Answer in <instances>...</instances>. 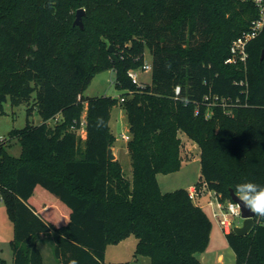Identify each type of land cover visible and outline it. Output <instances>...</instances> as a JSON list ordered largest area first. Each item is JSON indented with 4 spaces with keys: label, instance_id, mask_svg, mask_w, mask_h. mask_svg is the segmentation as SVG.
<instances>
[{
    "label": "trees",
    "instance_id": "16d2710c",
    "mask_svg": "<svg viewBox=\"0 0 264 264\" xmlns=\"http://www.w3.org/2000/svg\"><path fill=\"white\" fill-rule=\"evenodd\" d=\"M79 9L83 28L74 24ZM258 16L253 0H0V114L3 103L18 107L35 95L43 118L11 132L19 157L0 143L13 264H44L42 236L54 238L60 264H107L106 246L132 235L136 254L150 259L133 264H202L196 253L209 243L211 220L188 189L163 192L157 175L181 168L183 132L201 148L197 188L228 202L239 183L264 185V28L246 67L225 63L232 41ZM147 48L153 76L143 86L129 72L141 69ZM106 70L116 71L125 95L86 98ZM206 95L230 104L211 108ZM118 104L130 124L132 179L108 155ZM84 109L82 148L75 130ZM254 221L248 235L226 234L235 264H264V219Z\"/></svg>",
    "mask_w": 264,
    "mask_h": 264
},
{
    "label": "rangeland",
    "instance_id": "374dc122",
    "mask_svg": "<svg viewBox=\"0 0 264 264\" xmlns=\"http://www.w3.org/2000/svg\"><path fill=\"white\" fill-rule=\"evenodd\" d=\"M77 13V12H76ZM76 20V14H75ZM74 20V22H75ZM83 22V17H82ZM84 25V22H83ZM145 63L152 66V56L147 48L145 53ZM153 69L149 71H140L138 73V80L143 86L152 84ZM125 91L121 90L116 85V71L106 70L98 73L87 90L84 93L86 98L94 96H112L119 98L125 95ZM34 96L30 104L23 103L18 107H13L10 101L3 103V114H0V143L3 139L4 149L12 156L19 157L22 153V145L17 137L11 135L13 130L24 128L28 119L33 125L43 123V118L34 105ZM32 108V114L28 118V108ZM85 109L83 110V118H85ZM49 124L54 125L52 120ZM128 124V117L125 109L121 104L116 105L111 110V125L113 135L115 136V143L113 147L119 155L120 162L123 166L126 176L132 179L133 168L130 154L126 148L128 141L121 137L122 133L130 134L126 127ZM85 131V126L78 128L76 134L78 136V145L85 147V140L82 135ZM131 135V134H130ZM179 136L182 140V165L181 168L173 173L158 174L157 179L160 188L163 192H171L179 189L181 186H190L196 184L201 178V148L198 143L192 141L188 136L180 132ZM112 147V148H113ZM113 150V149H112ZM114 153V150H113ZM115 154V153H114ZM116 159H118L116 157ZM203 197L197 203L205 211L212 222V230L210 233V240L207 247L197 252V257L202 264H235L236 256L232 248L229 246L226 234L223 232L221 226L212 217L211 208L208 205L210 200L209 189L206 185H202ZM234 226L242 225L243 219L231 218ZM14 236V224L9 216L6 204L2 201L0 195V258L5 260L6 264H13V248L11 240ZM138 239L132 235L118 244H108L105 250V262L107 264H124V263H148V257L139 256L136 254ZM54 238H45L39 242V247L42 250L45 264H59L53 252ZM220 257L222 261H220Z\"/></svg>",
    "mask_w": 264,
    "mask_h": 264
},
{
    "label": "built area",
    "instance_id": "2783aa9c",
    "mask_svg": "<svg viewBox=\"0 0 264 264\" xmlns=\"http://www.w3.org/2000/svg\"><path fill=\"white\" fill-rule=\"evenodd\" d=\"M257 8L259 9V16L255 20L252 21L251 26L248 30L244 31L241 35L235 38L230 46V55L225 60L226 64L230 65H243L247 66V62L249 59V45L250 43L261 33L264 28V0H253ZM152 68L150 64L144 63L141 69L138 70H131L129 72V76L131 77L132 81L138 85H142L139 83L138 80V73L140 71H149ZM241 85L248 86L246 81H240ZM181 91L180 86L175 88V94L178 95ZM248 90H246V93ZM124 100V99H121ZM205 102L209 107L221 106L226 108L229 106L226 98H223L219 95H206L204 98ZM240 104V100L237 99L235 101V106ZM230 113V111H228ZM207 118L211 117V113L208 112L206 115ZM82 126L85 125V118L82 120ZM81 126V128H82ZM121 137L129 141L131 139L130 134L122 133ZM190 198L195 202L198 203L201 198L203 197V190L202 188H197L196 185L188 189ZM210 200L208 201V205L211 208L212 217L216 220V222L221 226L223 232L225 234H230L234 231V223L232 219H225L222 208H226V205L232 201L223 202L220 200L218 194L215 191L209 190ZM1 195V192H0ZM234 202V201H233ZM237 226V225H236Z\"/></svg>",
    "mask_w": 264,
    "mask_h": 264
},
{
    "label": "clouds",
    "instance_id": "9594fccd",
    "mask_svg": "<svg viewBox=\"0 0 264 264\" xmlns=\"http://www.w3.org/2000/svg\"><path fill=\"white\" fill-rule=\"evenodd\" d=\"M234 193L239 202L230 201L226 208H222L225 219L240 218L242 206L251 213L250 216L245 217L246 219H264V185L246 181L237 184ZM71 264H77V261L73 260Z\"/></svg>",
    "mask_w": 264,
    "mask_h": 264
},
{
    "label": "water",
    "instance_id": "95a60500",
    "mask_svg": "<svg viewBox=\"0 0 264 264\" xmlns=\"http://www.w3.org/2000/svg\"><path fill=\"white\" fill-rule=\"evenodd\" d=\"M84 14H85V9H79L76 13V20L74 22V24L79 25L81 28H83L82 17ZM108 50L110 52L118 54V51L112 45L109 46ZM263 57H264V52H263L262 58ZM129 127H130V125H129ZM108 155H109L110 159L116 160V155L113 153L112 147H109ZM230 195H231L232 201L239 202L238 198L235 197V193H234L233 188H230ZM250 215H251V213L246 208H243V206H242L241 218L243 219V223H242V225L234 226V232L237 235H239V236L248 235L252 231V229L254 228V226H255L254 218L252 220H248L245 218V217L250 216Z\"/></svg>",
    "mask_w": 264,
    "mask_h": 264
},
{
    "label": "crops",
    "instance_id": "0c3cea01",
    "mask_svg": "<svg viewBox=\"0 0 264 264\" xmlns=\"http://www.w3.org/2000/svg\"><path fill=\"white\" fill-rule=\"evenodd\" d=\"M129 123L126 125V127L128 128V129H130V127H129ZM110 128H111V131H112V133H113V129H112V125H111V118H110ZM84 131V130H83ZM114 134V133H113ZM82 138H83V140H85V142H86V132L84 131V133H83V135H82ZM83 148V147H82ZM85 148V147H84ZM126 148H127V144H126ZM113 150H114V153H115V155H116V157L120 160V158H119V155L117 154V152L115 151V148L113 147L112 148ZM128 150V149H127ZM193 186H195V184H191L190 186H181L180 188H185V189H190L191 187H193ZM45 238H47V237H44V236H42L41 237V240H40V242L42 241V240H44ZM220 261H222V258L220 257ZM44 264H45V260H44ZM57 264V263H56ZM60 264V263H59Z\"/></svg>",
    "mask_w": 264,
    "mask_h": 264
}]
</instances>
